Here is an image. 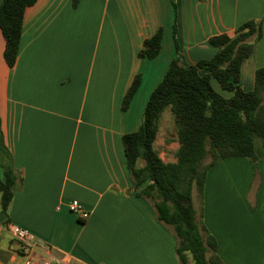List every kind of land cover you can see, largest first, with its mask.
I'll use <instances>...</instances> for the list:
<instances>
[{
	"label": "crops",
	"instance_id": "crops-1",
	"mask_svg": "<svg viewBox=\"0 0 264 264\" xmlns=\"http://www.w3.org/2000/svg\"><path fill=\"white\" fill-rule=\"evenodd\" d=\"M250 20L262 22V37L252 39L241 66L239 85L250 92L264 68V0H37L25 13L13 69L0 30V117L21 177L8 216L0 209V262L17 258L9 233L15 225L39 240L36 264H181L172 228L137 195L122 138L140 129L177 54L184 66L209 60L217 53L211 38L234 36ZM159 30L160 54L140 58ZM137 75L141 85L122 111ZM161 140L159 128L155 149L162 142L178 151L177 136L171 144ZM74 201L90 214L87 221L71 210ZM193 204L224 264H264V160L257 173L247 159L222 161L207 173L203 193L194 189Z\"/></svg>",
	"mask_w": 264,
	"mask_h": 264
},
{
	"label": "trees",
	"instance_id": "trees-1",
	"mask_svg": "<svg viewBox=\"0 0 264 264\" xmlns=\"http://www.w3.org/2000/svg\"><path fill=\"white\" fill-rule=\"evenodd\" d=\"M36 2L3 0L0 5V30L6 43L4 59L9 69L17 63L25 13ZM162 37L159 30L147 39L139 57L155 59L161 51ZM261 37L262 22L250 20L234 36L211 38L210 45L217 53L209 60L184 66L177 54L150 96L140 129L122 138L137 195L153 203L158 222L172 228L181 264H224L217 255L216 240L204 235L206 231L197 222L194 189L202 194L207 173L226 159H247L255 173L264 159V68L256 71L253 91L246 92L239 85L242 63L253 53L252 39ZM203 69L207 73L201 75ZM212 80L222 91L233 93L232 97L225 98L215 91ZM140 85L141 76L137 75L123 99L122 111L129 109ZM167 109L177 128L176 163L164 162L154 146L160 119ZM208 155L212 160L203 167ZM0 165V209L8 216L21 177L5 145L1 117Z\"/></svg>",
	"mask_w": 264,
	"mask_h": 264
},
{
	"label": "built area",
	"instance_id": "built-area-1",
	"mask_svg": "<svg viewBox=\"0 0 264 264\" xmlns=\"http://www.w3.org/2000/svg\"><path fill=\"white\" fill-rule=\"evenodd\" d=\"M71 210L76 213L82 221H87L90 217V214L77 201L72 202ZM9 233L18 244L17 258L14 260L13 264H36L34 254L35 251L40 248V242L36 236L15 225L10 226ZM44 253L50 256L49 250L46 249ZM0 264L4 263L0 262ZM42 264H51V261L47 259L42 261Z\"/></svg>",
	"mask_w": 264,
	"mask_h": 264
},
{
	"label": "rangeland",
	"instance_id": "rangeland-1",
	"mask_svg": "<svg viewBox=\"0 0 264 264\" xmlns=\"http://www.w3.org/2000/svg\"><path fill=\"white\" fill-rule=\"evenodd\" d=\"M159 128L161 131V138H162L161 141L165 140L164 142H166V144L168 143V140H172L174 137L176 138L177 128L174 124L173 117L169 109H167L163 113L162 118L160 119V122H159ZM168 144H171V142H169ZM156 150L159 152V154L162 156V158L166 162H170L176 159V153H177L176 149L171 148L167 150L165 147H163L162 142L159 143V145H157ZM211 160H212L211 156L208 155L207 158L203 162V167L207 166L211 162ZM256 185H257V179L255 178V174H254L253 180H251V191L252 192H254ZM190 262L192 263L191 258H190Z\"/></svg>",
	"mask_w": 264,
	"mask_h": 264
}]
</instances>
